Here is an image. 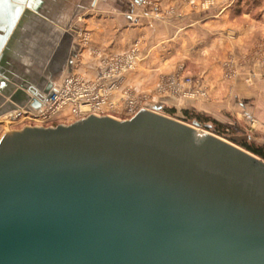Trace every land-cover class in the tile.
Segmentation results:
<instances>
[{
  "label": "water",
  "instance_id": "obj_1",
  "mask_svg": "<svg viewBox=\"0 0 264 264\" xmlns=\"http://www.w3.org/2000/svg\"><path fill=\"white\" fill-rule=\"evenodd\" d=\"M38 5L0 0V116L42 107L5 57ZM201 127L154 108L4 132L0 264H264V160Z\"/></svg>",
  "mask_w": 264,
  "mask_h": 264
},
{
  "label": "crops",
  "instance_id": "obj_2",
  "mask_svg": "<svg viewBox=\"0 0 264 264\" xmlns=\"http://www.w3.org/2000/svg\"><path fill=\"white\" fill-rule=\"evenodd\" d=\"M33 1L39 5L37 12L31 8L24 11L20 28L24 38L5 55L14 79L24 80L28 88L41 87L38 81H30L33 76L52 84L58 82H54L56 76L61 79L70 74L94 79L105 60L135 48L137 62L124 85L150 91L161 74L191 61L199 63L198 75L207 80L210 93L220 98L228 90L224 82L216 79L219 73L215 72L214 61L239 53L242 46L247 50L252 47L249 51L255 54L253 45L259 34L264 55V9L258 4L261 0H247L246 7L240 5L242 0H234L229 6L220 2L211 12L191 10L179 0H76L70 11L66 0ZM169 9L176 11L168 14ZM83 32L87 35L85 43L81 39ZM33 67L41 73L34 72ZM230 92L222 107L244 111L255 117L263 129L264 72L250 67ZM195 105L194 109L202 111L215 107L204 102ZM0 123L3 133L5 126ZM11 129L14 128L10 126Z\"/></svg>",
  "mask_w": 264,
  "mask_h": 264
},
{
  "label": "rangeland",
  "instance_id": "obj_3",
  "mask_svg": "<svg viewBox=\"0 0 264 264\" xmlns=\"http://www.w3.org/2000/svg\"><path fill=\"white\" fill-rule=\"evenodd\" d=\"M180 3H185L191 10H204L211 12V10L222 2L223 6H229L232 3L234 4V0H179ZM77 3L76 0H66L65 4L67 5L69 11L74 4ZM240 5L242 7H246L248 4L247 0L240 1ZM260 7L264 9V1L261 0L258 2ZM260 8V9H261ZM176 10L169 9L168 14H173ZM242 12H239L241 15ZM177 14V12H176ZM234 15V14H233ZM263 36V35H262ZM86 32H83L81 35L82 42L85 43L86 40ZM22 40V39H21ZM263 40L260 34L255 38V43L253 45L254 53L247 50L245 46H242V51L239 53L233 52L229 53L220 61H214L215 66L217 67L216 73H219L216 77L217 80L220 79L221 82H224L227 86V93H223L220 98H222L221 102H219L220 98L217 96H213L210 93V86L207 80L202 75H198V62H189L188 64L179 63V65L167 74H161L155 86L150 91H139L136 87L131 86L129 84L124 85V80L128 74H131L133 70L128 71L125 75L121 76L119 87L121 91H115L110 97L112 103H116L114 109L105 108L103 110V114L109 115L118 120H125L132 117L131 113L129 114V103L140 102L139 105L149 107V110H153V106H161L159 108V113L175 118L177 120L183 121L184 117L190 118L189 121L185 122L187 124H191L193 121H198L202 125L210 126L209 129H205L204 127L200 128L204 131L213 133V129L219 131L221 135H216L221 137L227 141H231L233 139L236 146L239 142L245 141L250 144L256 146L264 147V128L262 129L261 124L258 120L246 114L244 111L237 108L226 109L222 106L225 105L227 99L231 94V88L234 83L239 79V77L245 73L250 67H255L262 72H264V55H263ZM17 47V46H16ZM137 51V50H136ZM121 55V54H120ZM109 60V58H108ZM137 62V59H136ZM213 64V63H212ZM37 66V64L35 65ZM135 68V67H134ZM25 70V69H24ZM34 72L41 73L38 67L32 68ZM213 70V69H212ZM219 70V71H218ZM30 71V70H29ZM32 71V72H33ZM214 71V70H213ZM82 77V76H81ZM64 78V77H63ZM84 80H90L82 77ZM186 78L191 79L192 83L185 84L184 80ZM212 81H215L214 77L210 78ZM37 83H41L39 78L32 77L30 81H35ZM62 80L60 76H56L54 78V82L58 81L59 83ZM175 80V87L171 85V83ZM29 81V79H28ZM56 83V84H57ZM41 86V84H40ZM159 88L163 89L160 90ZM125 90V92H124ZM226 96V97H225ZM174 99V100H173ZM172 101H175L172 102ZM204 102L209 106H215L214 108H209L208 110H199L196 108L195 104ZM217 104H216V103ZM211 103V104H209ZM195 105V106H194ZM198 106V105H197ZM218 108V109H217ZM69 110H64L62 114L51 118L50 121H47L42 124L43 127H55L59 124L69 125L72 122V118L70 114H68ZM13 113H9V116L1 117L0 121H2V125L5 126V132L10 130V126L14 129L11 130H19L24 126H37V123L28 122V121H12L10 117ZM8 118V119H7ZM184 122V121H183ZM1 124V123H0ZM235 128L238 129L236 132ZM4 133V132H3ZM3 133H0V137ZM237 143V144H236ZM241 148V147H240ZM243 149V148H242Z\"/></svg>",
  "mask_w": 264,
  "mask_h": 264
},
{
  "label": "built area",
  "instance_id": "obj_4",
  "mask_svg": "<svg viewBox=\"0 0 264 264\" xmlns=\"http://www.w3.org/2000/svg\"><path fill=\"white\" fill-rule=\"evenodd\" d=\"M136 53V49L132 48L126 53L105 60L100 72L94 79L84 80L77 74L65 76L59 83L52 85L47 95H40L42 107L39 110H20L21 112L17 113L12 121H28L37 123V126H42L51 118L62 114L65 108L69 109L68 114L73 119L72 123L90 115L109 116L102 112L105 108H115L116 103H112L110 97L116 90L123 92L118 88L119 82L123 74L125 75L134 69L137 59ZM184 83L190 84L192 81L186 78ZM171 85L175 87V80ZM138 104L140 102L128 104L129 114L131 113L133 116L140 110H149V107L138 106ZM85 108H87L86 111ZM152 108L154 110L155 106Z\"/></svg>",
  "mask_w": 264,
  "mask_h": 264
},
{
  "label": "trees",
  "instance_id": "obj_5",
  "mask_svg": "<svg viewBox=\"0 0 264 264\" xmlns=\"http://www.w3.org/2000/svg\"><path fill=\"white\" fill-rule=\"evenodd\" d=\"M184 122H187L190 120V118L184 117L182 119ZM198 121H200V119L197 118ZM196 121V122H198ZM213 133L216 135H221V133L215 129H213ZM235 143V141H233ZM237 144V143H236ZM238 145L243 148L244 150L248 151L249 153L257 156L258 158L264 160V147L262 146H256L253 144H250L249 142H245V141H241L238 143Z\"/></svg>",
  "mask_w": 264,
  "mask_h": 264
},
{
  "label": "flooded vegetation",
  "instance_id": "obj_6",
  "mask_svg": "<svg viewBox=\"0 0 264 264\" xmlns=\"http://www.w3.org/2000/svg\"><path fill=\"white\" fill-rule=\"evenodd\" d=\"M21 27H22V26H21ZM21 27H19V28L13 33V37H12V41H11L12 43L10 44L9 49H10L11 47H16V46H17V43L20 42L21 39L24 38L25 33H24V31L20 30ZM39 81L41 82V83H40V84H41V87H40L39 90L43 91V90L46 88L47 83H48L49 81H45V79H43V78H42V79H39Z\"/></svg>",
  "mask_w": 264,
  "mask_h": 264
},
{
  "label": "bare ground",
  "instance_id": "obj_7",
  "mask_svg": "<svg viewBox=\"0 0 264 264\" xmlns=\"http://www.w3.org/2000/svg\"><path fill=\"white\" fill-rule=\"evenodd\" d=\"M24 7H25V6H24ZM12 48H13V47H11V49H12ZM14 49H15V48H14ZM52 85H53V84H52ZM26 87H27V86H26ZM32 89H33V88H32ZM35 89H36V88H35ZM37 94H38V97H41V96H40V95L42 94L41 90H40ZM44 100H45V98H44ZM25 109L30 110V109H28V108H19V109L17 108V109H12V110L6 112L5 114H3L1 117H3V116L7 117V116H9V113H13L12 116L10 117V120H14L13 117H15L17 113L21 112L20 110H25ZM66 109L69 110L68 108H65L64 110H66ZM86 109H87V108H85V111H86ZM64 110H63V111H64ZM83 110H84V109H83ZM6 115H7V116H6ZM1 117H0V118H1ZM7 119H8V118H7Z\"/></svg>",
  "mask_w": 264,
  "mask_h": 264
}]
</instances>
